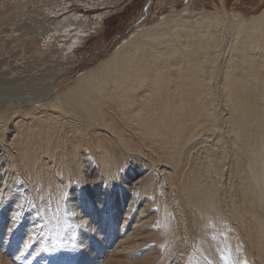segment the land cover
Returning a JSON list of instances; mask_svg holds the SVG:
<instances>
[{"label": "bare ground", "instance_id": "1", "mask_svg": "<svg viewBox=\"0 0 264 264\" xmlns=\"http://www.w3.org/2000/svg\"><path fill=\"white\" fill-rule=\"evenodd\" d=\"M224 5L140 25L64 87L9 88L0 264H264V8ZM40 19L0 30L3 52L47 29Z\"/></svg>", "mask_w": 264, "mask_h": 264}, {"label": "rangeland", "instance_id": "2", "mask_svg": "<svg viewBox=\"0 0 264 264\" xmlns=\"http://www.w3.org/2000/svg\"><path fill=\"white\" fill-rule=\"evenodd\" d=\"M2 1H5V5L0 8V30L8 28L6 36L15 28H22L23 31L31 28L35 18H46L44 25L48 28L43 31L39 28L36 35L21 37L16 43L13 42L17 48H21L17 49L18 51L14 49V56L4 53L0 46V75L4 73L7 78L20 76L11 86H4L0 81V102L7 100V97L17 99V96L14 98L9 94V88L18 87L20 91L25 92L29 88L27 85H33L41 78L44 81L51 77L63 78L64 81L59 84L62 87L71 84L80 73L114 51L135 28L143 24L148 26L161 20L163 16L175 14L186 5L193 11H218L222 4H225L227 10L237 9L245 16L256 14L264 8V0H0ZM76 18V24L67 27V30L63 29L62 24H58V30L49 31L53 27L52 23H64ZM78 19H85L92 24H87L81 29L77 27ZM77 29L85 31L81 44L67 50L63 57L57 55L49 58L52 48L60 46L64 39H70ZM46 31L49 32L48 35ZM16 34H19V31L16 30ZM3 38L5 42L6 38ZM6 49H9V46L4 48V51ZM23 62L28 65L24 66ZM14 89L12 90L20 97L19 90ZM47 255L45 254L46 260H57L64 256L57 254V258L56 254ZM8 258L11 259L10 256Z\"/></svg>", "mask_w": 264, "mask_h": 264}]
</instances>
